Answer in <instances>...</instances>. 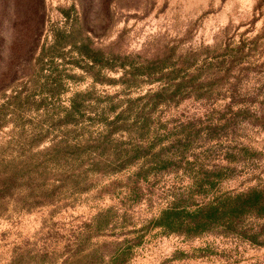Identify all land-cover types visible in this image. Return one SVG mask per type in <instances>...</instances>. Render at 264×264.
Listing matches in <instances>:
<instances>
[{
	"label": "rangeland",
	"instance_id": "rangeland-1",
	"mask_svg": "<svg viewBox=\"0 0 264 264\" xmlns=\"http://www.w3.org/2000/svg\"><path fill=\"white\" fill-rule=\"evenodd\" d=\"M38 16L34 48L36 15L12 29L0 10V264H264L262 217L244 221L258 243L155 225L172 202L264 190V0H43ZM79 23L100 61L70 43L51 58L52 31Z\"/></svg>",
	"mask_w": 264,
	"mask_h": 264
},
{
	"label": "trees",
	"instance_id": "trees-1",
	"mask_svg": "<svg viewBox=\"0 0 264 264\" xmlns=\"http://www.w3.org/2000/svg\"><path fill=\"white\" fill-rule=\"evenodd\" d=\"M78 1L81 2V0ZM42 9L43 0H0L1 12H10L9 24L12 29L17 26L21 28L29 26L31 24L30 16L36 15L38 27L36 26V32L33 34L34 38L30 35L34 48L39 47L38 12L41 15ZM62 12L65 17H69L68 10H62ZM78 25L79 27L75 26V31L73 28L67 34L58 30L52 31V42L48 47L51 58L59 55V50L64 44L70 43L78 56L91 63L100 61V51L95 50L89 44L88 38L81 36V24ZM18 39L20 41L21 37L16 36L12 42ZM247 216L264 219V190L254 187L244 192H226L204 204L197 205L192 210H185L179 203L172 202L171 205L160 211L159 216L155 219V225L170 230L186 228L196 233L221 226L226 232L234 233L251 243H258L257 234L263 228L245 225L244 221Z\"/></svg>",
	"mask_w": 264,
	"mask_h": 264
}]
</instances>
